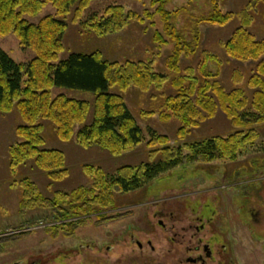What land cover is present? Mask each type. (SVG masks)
I'll use <instances>...</instances> for the list:
<instances>
[{
	"label": "trees",
	"instance_id": "obj_1",
	"mask_svg": "<svg viewBox=\"0 0 264 264\" xmlns=\"http://www.w3.org/2000/svg\"><path fill=\"white\" fill-rule=\"evenodd\" d=\"M94 1L0 0V38L14 35L22 49L35 54L28 63H16L0 49V114H10L17 109L24 122L17 128L20 142L9 149L13 173L16 168L33 161L34 168L47 173L52 180L66 178L64 153L43 148L45 128L42 121L54 125L62 142L75 138L84 148L98 146L113 156L135 150L144 140L143 130L129 111L124 97L110 90L117 88L122 94L131 88L144 93L153 89L161 91L169 82L167 75L157 73L153 62L112 63L106 61L100 52L72 54L66 60L60 58L65 52L66 18L73 13L75 22L81 20ZM171 1L151 0V6L155 8L151 14L147 10L139 14L126 11L122 6H111L102 16L93 15L87 27L103 37L123 31L131 22L144 24V18L155 24V17H158L162 32L155 31L154 43L161 47L172 45L166 68L171 73L180 74L182 59L198 53L201 36L199 32L188 41L178 31L174 22L188 9L170 12L167 5ZM220 1L211 0V11L198 24L223 28L236 17L240 20L231 38L221 46L230 59L257 63L256 73L247 81L252 96H247L242 89L227 91L219 81L220 74L209 71L210 62L218 63L217 57L205 52L197 71L187 67L184 74L172 81L176 94L165 100L160 120L179 121L176 135L179 142H184L192 130L215 119L219 113L230 122L234 132L226 137L215 136L182 146H172L169 137L151 132L148 145L156 149L149 155L150 163L123 167L114 175L86 166L84 173L92 187L79 188L70 194L57 192L53 200L45 199L37 186L25 179L21 182V215L48 209L54 215L53 221L60 223L110 210L115 208L119 195L140 191L174 169L218 160L236 163L257 143L260 135L255 126L264 124V40H257L249 31L254 20L251 13L254 3L235 14L224 13ZM48 6L55 9V15L46 16L38 23L30 21L39 17ZM233 78L235 84L244 82L239 72H235ZM55 89L92 93L95 95L94 104L63 94L55 97ZM92 108L93 121L88 125ZM60 226L74 230L73 222L52 229L58 231ZM29 227L35 228L36 224Z\"/></svg>",
	"mask_w": 264,
	"mask_h": 264
},
{
	"label": "rangeland",
	"instance_id": "obj_2",
	"mask_svg": "<svg viewBox=\"0 0 264 264\" xmlns=\"http://www.w3.org/2000/svg\"><path fill=\"white\" fill-rule=\"evenodd\" d=\"M250 3H254L251 11L254 20L249 31L257 40H264L263 0H221L220 7L224 13L238 14ZM111 6H122L126 11L139 14H143L146 10L150 14L155 11L151 6V0L94 1L84 12L81 20L75 22L73 13L66 18L68 30L64 37L65 52L61 55V60H66L72 54L87 55L100 52L112 63L153 62L156 72L167 75L169 82L161 91L153 89L148 93L136 88H131L123 94L117 88L110 90L111 93L124 97L129 111L144 133L142 144L121 156H113L98 146L84 148L75 138L70 142H62L57 137L54 125L42 121L45 128L43 148L61 151L66 158L67 176L59 181H54L47 173L35 169L33 161L26 166L16 168L15 173L12 172L9 149L20 142L17 128L24 122L17 109L10 114H0V264H76L72 250L79 242L104 243L108 232L118 231L122 225H115L113 228L110 226L96 228L92 224H87L77 231L60 226L58 231H54L52 227L64 222L53 221L54 215L48 209L21 215L23 180H31L45 199L53 200L57 192L70 194L79 188L92 187V183L84 173L86 166H94L108 175H114L123 167H138L150 163L149 155L156 149L148 145L152 138L151 132L169 137L172 146L201 142L215 136L226 137L234 132L230 122L219 113L215 119L192 130L184 142H179L176 137L180 128L179 121L160 120L165 100L176 94L172 88V81L184 74L187 67H193L197 71L205 52L217 57L219 64L210 62L209 71L220 74L219 81L227 91L242 89L247 96H252L253 92L248 88L247 81L256 73L257 63H241L230 59L221 46L222 42H227L231 38L239 27L240 20L236 17L223 28L204 23L198 24V21L211 11V0H172L167 5V10L170 12L182 8L188 9L174 22L178 31L188 41L193 40L199 32L201 36L198 53L182 59L180 74L171 73L166 68L172 45L161 47L154 43L155 31L162 32V24L158 17H155V24L144 18V24L131 22L123 31L108 36L100 37L92 33L87 23L91 21L93 15L102 16ZM55 13V9L48 6L39 17L30 21L38 23L42 18ZM0 49L16 63H28L35 58L34 52L21 48L14 35L0 38ZM235 72L243 76L244 82L240 85L234 83ZM61 94L68 98L90 102L91 105L95 100V95L89 92L67 89L53 91L55 97ZM92 121L93 108L87 124L90 125ZM255 129L259 132L260 138L236 163L218 160L210 164L197 163L177 168L162 175L140 191L119 195L117 202L127 203L143 197H149L146 201L169 199L172 202L188 204L194 212V218L199 216L202 219L215 215V217L227 216L230 213L232 219L237 218L240 222L237 221L235 227L231 229L232 225L228 227L231 219L229 217L224 225L220 223L218 227L222 225L226 228L225 233L231 234L240 241L235 247L237 256L240 257V264H264V124L255 126ZM252 220L256 223V226L251 225L253 230L249 225ZM32 223L36 224L35 228L29 227ZM19 234L24 235L20 238ZM253 234L262 239L254 238ZM100 262L98 258L97 263Z\"/></svg>",
	"mask_w": 264,
	"mask_h": 264
},
{
	"label": "flooded vegetation",
	"instance_id": "obj_3",
	"mask_svg": "<svg viewBox=\"0 0 264 264\" xmlns=\"http://www.w3.org/2000/svg\"><path fill=\"white\" fill-rule=\"evenodd\" d=\"M148 198H138L127 203L117 202L113 209L64 221L63 224L73 222L75 231L87 224L96 228H113L122 224L118 231L108 232L104 243L79 242L72 250L74 262L240 264V257L235 250L240 241L225 233L226 228L222 225L218 227L220 223L224 225L227 222L230 213L227 216L215 215L208 219L199 216L194 218V212L188 204L172 202L169 199L146 201ZM239 217L241 218L240 214ZM237 221L240 222L237 218H231L228 227L232 225L233 229ZM252 224L256 226L254 220L249 224L251 230ZM256 236L253 234L254 238L262 239ZM98 258L100 263H97Z\"/></svg>",
	"mask_w": 264,
	"mask_h": 264
},
{
	"label": "crops",
	"instance_id": "obj_4",
	"mask_svg": "<svg viewBox=\"0 0 264 264\" xmlns=\"http://www.w3.org/2000/svg\"><path fill=\"white\" fill-rule=\"evenodd\" d=\"M102 55H103V53H102ZM104 58V57H103ZM105 59V58H104ZM106 60V59H105ZM106 61H108L109 62V60H106Z\"/></svg>",
	"mask_w": 264,
	"mask_h": 264
}]
</instances>
